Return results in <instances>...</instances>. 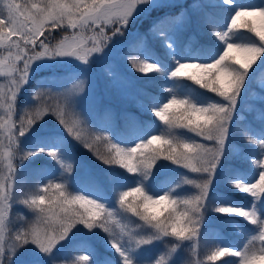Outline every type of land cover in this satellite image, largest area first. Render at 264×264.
<instances>
[{"label": "snow or ice", "instance_id": "snow-or-ice-1", "mask_svg": "<svg viewBox=\"0 0 264 264\" xmlns=\"http://www.w3.org/2000/svg\"><path fill=\"white\" fill-rule=\"evenodd\" d=\"M143 20V33L130 28ZM120 52L127 70L113 61L106 87L136 99L156 125L146 131L125 116L138 133L129 143L111 127L89 128L78 111L85 100L101 103L94 68ZM262 57L264 0H0V264H59L69 246L85 251L72 264H180L184 248L187 264H203L210 211L242 218L236 227L247 235L240 246L217 242L209 264L224 256L238 258L224 264H264V80L249 98ZM45 70L53 75L34 80ZM181 78L220 99L185 90ZM18 101L28 110L16 119ZM80 149L107 167L97 171ZM17 153L55 167L42 164L40 182L18 185ZM244 162L255 166L250 179ZM221 183L251 199L221 202Z\"/></svg>", "mask_w": 264, "mask_h": 264}, {"label": "rangeland", "instance_id": "rangeland-1", "mask_svg": "<svg viewBox=\"0 0 264 264\" xmlns=\"http://www.w3.org/2000/svg\"><path fill=\"white\" fill-rule=\"evenodd\" d=\"M185 2L190 3L191 0H185ZM202 2L211 4L212 0H202ZM254 2H259V0H254ZM149 26H150V21L149 20H143V21L137 22V24H135V25H130V28L133 31L139 30L141 33H143ZM121 39H124V38L121 37ZM186 42H187V39H186ZM257 43H259L258 40H257ZM193 48H194V46L187 42V45L183 46V51L185 53L190 54L194 51ZM153 51H155L157 55H162L164 57V59L167 60V62H171L170 57L166 56V53L164 52V50L153 49ZM126 59H129V58L126 57L123 52L114 53L113 57H111L108 61H106L103 64V66H101V65L95 66L94 71L97 73V79H98L97 87L95 89V94L101 98V103L98 105H92L87 100H85L79 105V108H78V111H81L82 114L90 121V124L88 125L89 128H94V129L104 128V126L106 124H108V125H106L105 128L111 127L113 133L117 136L118 132H121L120 128H123V127H120L119 124H114V121H116L115 118L118 116L119 111L120 112L124 111L126 113L125 116H128V117L133 116V118L138 119V117H137L138 115H145V116H148V117L155 120V117L141 112L140 108L137 106L136 99H121L113 90L106 87V81H107L108 77H106L104 75V73L113 70V61L118 66L119 70L126 71L127 70L126 65H125ZM262 59H264V57H262ZM257 63H259V61H257ZM50 73H53V71L45 70V72H39L34 77V80H39V79L43 78L44 76H50ZM58 75H60V74H58ZM135 75L137 77H140V76H143L144 74L135 73ZM148 76L155 77V76H157V74L156 73H148ZM145 79H147V77H145ZM161 79H163V78H161ZM261 79H262V73H257L256 81H254L253 84L250 86V90H249L250 100L252 99V93L257 91V86H258V83ZM183 80H186V79H183ZM186 81H189V80H186ZM0 82H6L5 78H0ZM178 82H179V80H178ZM190 82H192V81H190ZM48 83H50V85L52 87H56L60 83V81L57 80L55 82H48ZM139 83H142V81H140ZM182 83H185V82H182ZM201 90L206 92V90H204V89H201ZM207 94L209 95V97H212L215 100L220 99L219 97H216L215 94H213V93H206L205 95L207 96ZM161 95H167V93L162 91ZM27 110H28V106L25 104H21L18 101L16 119H19V117L22 116L24 114V112ZM98 115L103 116V118H104L103 124H101L100 122L97 121L96 116H98ZM45 119H49V118L46 117ZM54 120H55L54 116L50 118V122L54 121ZM158 124H159V121H158ZM155 130H156V127L154 128L152 126L146 129V131H155ZM137 134H138L137 132L133 133L131 135V137L128 140H126L127 143L135 140ZM205 143H207V142H205ZM27 147H30V145H28ZM240 151H241V145L239 142H236L233 146L234 156L237 153H239ZM80 154H81L82 158L84 159L85 156L83 154H85V152L81 151ZM45 159H47V158H44L43 156L40 158H33V163L30 164L28 161L22 162L20 154L17 153L16 159L14 160V164L16 165L17 172H18V185L19 184L34 185V184L40 182L42 177L38 174V172L36 170L38 168V166L45 164V163H48L49 167H55L54 165L49 163L48 159L47 160H45ZM94 167L97 171H99L96 166H94ZM0 168H2V166H0ZM187 175L190 177H195L196 174L188 172ZM248 176H249V178H247L245 176L246 177L245 179L251 178V174H248ZM256 179H258V177H256ZM220 187H225V186L223 185V183H221L220 185H218V188H220ZM232 190L236 193L238 192V190H235V189H232ZM250 199H251V197H249V199H247V200H250ZM221 202L230 203V202H237V201L227 199L224 196V200ZM217 203H218V201H215V200L213 201V205H216ZM237 203H240V202H237ZM246 203L247 202H244L243 204H246ZM113 207H114V205H113ZM222 219H225V221H228L227 219H229V218H227L226 215L217 214V213L211 212V211L208 213V217H207L208 222L206 223L205 228L202 229V237H201L200 246L202 245V247H203V244H204L203 241L207 240V239L209 241V239H210L209 237H214L215 239H218L219 241H221L225 244L232 245V246H240L243 242H245V237H246L247 233L244 230H241V234L238 236V240L236 242L227 239L221 230L223 227ZM235 221L238 222L241 220L233 218V222H235ZM15 222H16V218L13 217V223H15ZM248 227L251 228L252 226L249 225ZM8 242L10 243L11 241H8ZM210 243L212 244V242H210ZM60 255L62 256V258H60V259L58 258L59 264H66L67 262H69V260L72 259L71 256L74 255V252L65 251L63 253L61 252ZM205 258H206V255L202 252V257H200V255H199V259L203 262V264H204V262L209 263L207 261V258L206 259ZM191 259H192V255H191L190 250L188 248H184V250L180 256V264H187V262ZM237 260H238V258H236V257H233V259H232V261H237ZM63 261L65 263H63ZM213 264H215V263H213Z\"/></svg>", "mask_w": 264, "mask_h": 264}, {"label": "trees", "instance_id": "trees-1", "mask_svg": "<svg viewBox=\"0 0 264 264\" xmlns=\"http://www.w3.org/2000/svg\"><path fill=\"white\" fill-rule=\"evenodd\" d=\"M70 31V30H69ZM64 33L61 31V30H57L56 32H54L53 33V35H56V36H61V35H63ZM45 35H48L47 33L45 34ZM250 35V34H249ZM44 37H41V39H43ZM253 39H255L254 37H253ZM184 45H187V42H185L184 43ZM183 45V46H184ZM194 49V48H193ZM63 69V66H61V70ZM42 72H45V71H42ZM42 74V73H41ZM53 73H50V75H52ZM57 75L58 74H60L59 72H57L56 73ZM40 76V75H39ZM261 80H264V73H262V79ZM182 82H185V83H182ZM179 84H181L182 86L183 85H188V86H190V89H185V90H191V91H193L194 93L195 92H200V93H205L206 94V92H204L203 90H201L197 85H195L193 82H190V81H186V80H183V78H181V79H179V82H178ZM207 96H209L208 94H207ZM103 114V113H102ZM125 112L123 111V112H120L119 111V114H118V116L115 118V120L116 121H114V124H119V126L120 127H123V128H120V130H121V132H118V135H117V137L123 142V143H127V141L126 140H128L130 137H131V135L133 134V133H136L137 131H136V129L135 128H133V127H130L127 123H126V121H125ZM133 117V116H132ZM138 117V119H136L135 118V120L137 121V122H143V124L145 125V127H146V129L147 128H149V127H156V125L155 124H153L152 123V121H154V119H152V118H150V117H148V116H145V115H138L137 116ZM96 119H97V121L98 122H100L101 124H103L104 123V118H103V116H101V115H98V116H96ZM156 124H158V121H156ZM106 125H108V124H106ZM106 125L104 126V128L106 127ZM114 128V127H113ZM99 148H100V151L101 152H103L104 151V145L103 144H101L100 146H99ZM81 151H83V152H85V154H83L85 157H84V159L85 160H87V161H91L92 163H93V165L94 166H96L97 167V169L98 170H101V169H105L107 166H105V165H103L99 160H96L95 159V157L93 156V154L91 153V152H89L87 149H80V152ZM45 158V157H44ZM45 160H47V159H45ZM254 168H255V166L254 165H251V166H249L248 165V163L247 162H244L243 164H242V173H243V175H245V174H247V173H250L251 174V172H252V170H254ZM119 171H124V170H119ZM181 171H183L184 172V170L183 169H181ZM128 175H131V174H128ZM177 179H179L178 177H177ZM224 187H221L220 189H219V191H222V192H224V194L225 195H227L228 196V198H231V199H234V200H236V201H238V202H241V200H244V199H242L243 197H246L245 195H244V193H236V192H234L232 189H223ZM194 189V188H193ZM193 192H195V189L193 190ZM114 205V207H118L117 205H115V204H113ZM227 216V218H229L228 219V223H224L225 225H226V227H228V229H227V232H226V234H225V236L228 238V239H230V240H232V241H235V240H237V238H238V236L241 234V230H237V224L235 223V222H233V218L235 217V215L234 214H228V215H226ZM236 218H239V217H236ZM239 219H241L242 220V218H239ZM133 222H136V223H138V221H136V218L135 217H128L126 220H125V223H128L129 225H131ZM97 232H99V234H100V236H105L106 234H104L102 231H100V230H96ZM214 241V239H209V241H208V239L207 240H204L203 241V243L205 244V250H206V256L209 254V252L214 248V246H212V244L210 243V242H213ZM65 251H68V252H74V255H72L71 257H72V259L71 260H69V262H67L66 264H72V262L75 260V258H76V255H78V254H85V251L83 250V249H75V248H73V247H71V246H69L68 248H66V249H64L63 251H62V253L63 252H65ZM114 251V250H113ZM59 259L60 258H62V256L60 255L59 257H58ZM231 258L232 257H228V256H224V257H218L217 258V260L214 262L215 264H224V262L225 261H229L230 262V260H231ZM63 263H65L64 261H63Z\"/></svg>", "mask_w": 264, "mask_h": 264}]
</instances>
